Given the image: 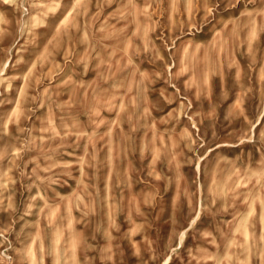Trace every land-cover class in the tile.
I'll return each instance as SVG.
<instances>
[{
    "label": "rangeland",
    "instance_id": "obj_1",
    "mask_svg": "<svg viewBox=\"0 0 264 264\" xmlns=\"http://www.w3.org/2000/svg\"><path fill=\"white\" fill-rule=\"evenodd\" d=\"M0 264H264V0H0Z\"/></svg>",
    "mask_w": 264,
    "mask_h": 264
}]
</instances>
